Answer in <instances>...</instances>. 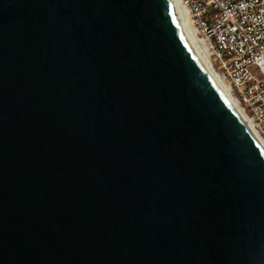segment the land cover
Instances as JSON below:
<instances>
[{"label":"water","instance_id":"95a60500","mask_svg":"<svg viewBox=\"0 0 264 264\" xmlns=\"http://www.w3.org/2000/svg\"><path fill=\"white\" fill-rule=\"evenodd\" d=\"M0 264H264V148L172 0H0Z\"/></svg>","mask_w":264,"mask_h":264},{"label":"built area","instance_id":"2783aa9c","mask_svg":"<svg viewBox=\"0 0 264 264\" xmlns=\"http://www.w3.org/2000/svg\"><path fill=\"white\" fill-rule=\"evenodd\" d=\"M264 145V0H180Z\"/></svg>","mask_w":264,"mask_h":264},{"label":"bare ground","instance_id":"6f19581e","mask_svg":"<svg viewBox=\"0 0 264 264\" xmlns=\"http://www.w3.org/2000/svg\"><path fill=\"white\" fill-rule=\"evenodd\" d=\"M181 20L182 27L191 43V45L194 47L195 51L199 55L200 59L206 66V68L209 70V72L212 74L213 78L215 79L216 83L218 84L219 88L222 90L224 95L229 99V101L232 103V105L235 107L236 111L240 114V116L243 118L249 129L252 131V133L258 138L259 142L264 148L263 142L258 137L254 126L252 124V120L249 118V116L246 114L245 110L243 109L240 102L235 98V96L232 93V88L230 84L222 77L221 74L218 73V71L215 68V65L213 64L212 60L210 59V55L207 51V46L205 43L197 37V33L195 29L192 27L191 22L188 19V13L184 9V7L181 6L180 0H172Z\"/></svg>","mask_w":264,"mask_h":264}]
</instances>
